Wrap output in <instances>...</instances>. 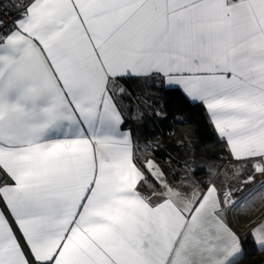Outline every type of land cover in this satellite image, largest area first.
<instances>
[{
	"label": "snow or ice",
	"instance_id": "obj_1",
	"mask_svg": "<svg viewBox=\"0 0 264 264\" xmlns=\"http://www.w3.org/2000/svg\"><path fill=\"white\" fill-rule=\"evenodd\" d=\"M261 203L264 0H0V264H243Z\"/></svg>",
	"mask_w": 264,
	"mask_h": 264
},
{
	"label": "trees",
	"instance_id": "obj_2",
	"mask_svg": "<svg viewBox=\"0 0 264 264\" xmlns=\"http://www.w3.org/2000/svg\"><path fill=\"white\" fill-rule=\"evenodd\" d=\"M168 120L155 129L158 135L167 137L171 134L172 138H165L164 147L158 157L162 162L168 154L177 157L179 148L178 141L191 140L196 143L199 151L198 159H203L206 155L211 154V150L215 145L214 134L212 130L206 126L205 118L201 114V110L184 105L177 98H170L169 107L167 109ZM175 117L186 119L189 121L187 126L180 123H172ZM219 151L218 148L215 149ZM243 264H264V256L259 253L250 251L243 260Z\"/></svg>",
	"mask_w": 264,
	"mask_h": 264
},
{
	"label": "rangeland",
	"instance_id": "obj_3",
	"mask_svg": "<svg viewBox=\"0 0 264 264\" xmlns=\"http://www.w3.org/2000/svg\"><path fill=\"white\" fill-rule=\"evenodd\" d=\"M262 209H263V212H264V205H262ZM250 216H251V219H253V220H258V219L264 217V215H263V216H261V215H260V216H257V214H255V213H251ZM247 219H248V217H245L244 219H242V220L240 221V225L237 226V228H238L239 231H240V227L245 225V221H246ZM244 231H245V230H244ZM244 231H243V232H244ZM243 232H241V233H243Z\"/></svg>",
	"mask_w": 264,
	"mask_h": 264
},
{
	"label": "crops",
	"instance_id": "obj_4",
	"mask_svg": "<svg viewBox=\"0 0 264 264\" xmlns=\"http://www.w3.org/2000/svg\"><path fill=\"white\" fill-rule=\"evenodd\" d=\"M262 205H264V203L257 204L256 209L252 213L257 214V216H260V215L263 216L264 215V212H263V209H262ZM244 230H245V227L244 226H241L240 227V232H243Z\"/></svg>",
	"mask_w": 264,
	"mask_h": 264
}]
</instances>
